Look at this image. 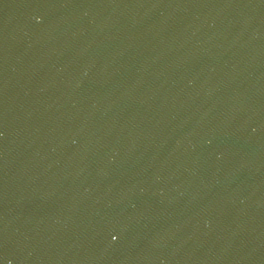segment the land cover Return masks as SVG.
I'll return each instance as SVG.
<instances>
[{
    "label": "water",
    "instance_id": "water-1",
    "mask_svg": "<svg viewBox=\"0 0 264 264\" xmlns=\"http://www.w3.org/2000/svg\"><path fill=\"white\" fill-rule=\"evenodd\" d=\"M0 264H264V0H0Z\"/></svg>",
    "mask_w": 264,
    "mask_h": 264
}]
</instances>
